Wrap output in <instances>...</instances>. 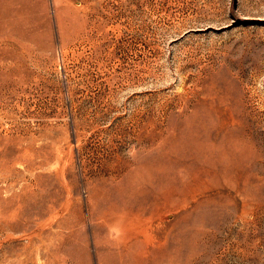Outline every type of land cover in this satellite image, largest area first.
Wrapping results in <instances>:
<instances>
[{
  "label": "rangeland",
  "instance_id": "rangeland-1",
  "mask_svg": "<svg viewBox=\"0 0 264 264\" xmlns=\"http://www.w3.org/2000/svg\"><path fill=\"white\" fill-rule=\"evenodd\" d=\"M0 264H264V0H0Z\"/></svg>",
  "mask_w": 264,
  "mask_h": 264
},
{
  "label": "bare ground",
  "instance_id": "bare-ground-1",
  "mask_svg": "<svg viewBox=\"0 0 264 264\" xmlns=\"http://www.w3.org/2000/svg\"><path fill=\"white\" fill-rule=\"evenodd\" d=\"M233 181H229V184H231ZM230 187H232L233 189H236V184L235 185H233V186H230ZM176 198H178V196H175V197H173V198H171L170 200H171V203L170 204H168V206L171 208V209H175V208H177V206L175 205V200L174 199H176ZM168 199V198H167ZM133 201H136L137 202V209H140V207L142 206V202H140V201H138L137 199H136V197L133 195ZM181 204L184 206L185 204H187V203H189V201L185 198V197H183V198H181ZM169 209V208H168ZM186 210V209H185ZM192 209H189V210H187V212H186V219L187 220H189V217H188V214H189V211H191ZM167 212V211H166ZM162 213L163 215L162 216H159V220L160 221H162L163 220V217H167L168 216V213ZM171 212V211H170ZM111 225L112 226H114L115 228H117V229H121V230H123L125 227H124V222L121 220V219H119V218H114L112 221H111ZM171 226L170 227H172V226H175V225H180L183 229H186V227H185V222L184 221H181V222H174L173 224H170ZM131 236V234L130 233H125L124 234V236L123 237H120V238H123V241H126L129 237ZM134 246L136 247V248H138L139 250H142V246H141V244H140V242L139 241H137V240H135L134 241ZM146 244H147V242H146ZM145 245V244H144ZM179 246H180V244L179 245H177V246H175L174 248H172V249H170V250H162V254H168L169 256H173L174 254H177L178 252H179ZM144 249V248H143ZM155 253H156V251H155Z\"/></svg>",
  "mask_w": 264,
  "mask_h": 264
}]
</instances>
